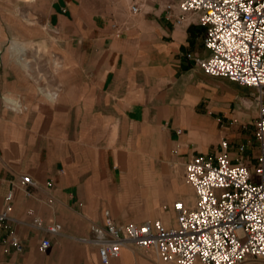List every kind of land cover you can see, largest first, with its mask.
Here are the masks:
<instances>
[{"label": "crops", "instance_id": "0c3cea01", "mask_svg": "<svg viewBox=\"0 0 264 264\" xmlns=\"http://www.w3.org/2000/svg\"><path fill=\"white\" fill-rule=\"evenodd\" d=\"M106 5L0 0V264H103L92 225H174L173 203L195 201L186 162L221 151L225 131L204 108L205 76L186 57L208 54L204 34L199 46L151 1L133 17ZM158 259L126 245L108 264Z\"/></svg>", "mask_w": 264, "mask_h": 264}, {"label": "built area", "instance_id": "2783aa9c", "mask_svg": "<svg viewBox=\"0 0 264 264\" xmlns=\"http://www.w3.org/2000/svg\"><path fill=\"white\" fill-rule=\"evenodd\" d=\"M176 8L166 5L177 24L191 17L190 23L204 29L208 54L186 57L207 75L255 90L257 155L248 164L242 155L246 146L240 145L239 156L232 158L227 141L219 152L192 155L184 178L195 201L192 206L181 200L173 203L174 225L154 219L117 226L107 217L104 225L91 226L89 241L97 246L103 264L126 245L152 249L161 261L177 264H264V0H178ZM139 12L133 3L131 13ZM22 182L31 180L24 176ZM6 218L7 210L0 213V222ZM60 228L57 224L47 231L57 233ZM49 246L48 239L40 243L42 251Z\"/></svg>", "mask_w": 264, "mask_h": 264}, {"label": "rangeland", "instance_id": "374dc122", "mask_svg": "<svg viewBox=\"0 0 264 264\" xmlns=\"http://www.w3.org/2000/svg\"><path fill=\"white\" fill-rule=\"evenodd\" d=\"M156 3L157 6L161 5L166 11V5H172L174 11L177 9L178 0H106V6L112 15H126L133 17L131 13V5L133 3L140 6V12L143 14L149 9V2ZM168 19L172 20L173 23L179 27H187L190 29V34L194 42L197 41L198 45L201 46V38L204 34L203 28L191 22V17H187L188 20L183 24H177L175 16L168 14ZM136 14V15H138ZM176 14V12H175ZM193 28V29H192ZM197 37V40H196ZM20 47L19 44L16 45ZM19 57L24 58L23 50H19ZM22 52V53H21ZM34 52L27 53L26 58H35ZM39 57V55H38ZM205 76V102L204 108L210 111L211 115L215 118H219V129L225 131L223 138L219 140L220 146L222 141H227L228 152L238 151L237 149H231L230 145L235 140H242L240 145L245 143L248 145V149L243 152V157L247 160L248 164L254 163V158L258 152V144L254 138V123L257 116V101L255 99L256 93L253 88L245 87L237 84L236 82L230 81L224 77H213L207 75L199 66H197ZM47 70L46 67H43ZM42 68V69H43ZM235 135H238L237 138ZM235 137V138H234ZM239 145V146H240ZM222 149V147H221ZM231 156V155H230ZM239 156V155H238ZM178 175V179L183 180V172L180 168L174 167ZM191 196L193 197V190L191 189ZM159 264H171L166 263L158 259ZM243 264H252L245 262Z\"/></svg>", "mask_w": 264, "mask_h": 264}, {"label": "bare ground", "instance_id": "6f19581e", "mask_svg": "<svg viewBox=\"0 0 264 264\" xmlns=\"http://www.w3.org/2000/svg\"><path fill=\"white\" fill-rule=\"evenodd\" d=\"M21 53H22V52H21ZM156 149H157V148H156ZM149 173H150V172H149ZM149 173H148V174H149ZM149 178H150V177H149ZM113 198H114V197H113ZM115 198H116V197H115ZM113 209H114V208H113Z\"/></svg>", "mask_w": 264, "mask_h": 264}]
</instances>
